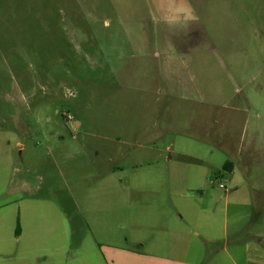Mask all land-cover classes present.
I'll return each instance as SVG.
<instances>
[{
	"label": "rangeland",
	"instance_id": "rangeland-1",
	"mask_svg": "<svg viewBox=\"0 0 264 264\" xmlns=\"http://www.w3.org/2000/svg\"><path fill=\"white\" fill-rule=\"evenodd\" d=\"M190 3L0 0V264H264V0Z\"/></svg>",
	"mask_w": 264,
	"mask_h": 264
},
{
	"label": "clouds",
	"instance_id": "clouds-1",
	"mask_svg": "<svg viewBox=\"0 0 264 264\" xmlns=\"http://www.w3.org/2000/svg\"><path fill=\"white\" fill-rule=\"evenodd\" d=\"M154 20L169 30L186 28L196 19L190 0H154Z\"/></svg>",
	"mask_w": 264,
	"mask_h": 264
},
{
	"label": "crops",
	"instance_id": "crops-1",
	"mask_svg": "<svg viewBox=\"0 0 264 264\" xmlns=\"http://www.w3.org/2000/svg\"><path fill=\"white\" fill-rule=\"evenodd\" d=\"M140 252L134 249L112 248L109 252V257L106 255V258L109 259L110 264H196L194 261L187 260L184 257H165Z\"/></svg>",
	"mask_w": 264,
	"mask_h": 264
},
{
	"label": "trees",
	"instance_id": "trees-1",
	"mask_svg": "<svg viewBox=\"0 0 264 264\" xmlns=\"http://www.w3.org/2000/svg\"><path fill=\"white\" fill-rule=\"evenodd\" d=\"M232 166H233V164H232L231 162H228V163H226V164L224 165V168L228 170V169H231ZM20 232H21V226H18V227L16 228V235H19Z\"/></svg>",
	"mask_w": 264,
	"mask_h": 264
}]
</instances>
